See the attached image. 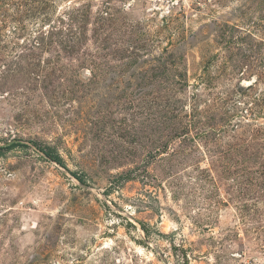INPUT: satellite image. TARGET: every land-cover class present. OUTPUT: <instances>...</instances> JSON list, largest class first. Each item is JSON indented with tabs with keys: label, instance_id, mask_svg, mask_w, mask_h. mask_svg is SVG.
Returning a JSON list of instances; mask_svg holds the SVG:
<instances>
[{
	"label": "rangeland",
	"instance_id": "obj_1",
	"mask_svg": "<svg viewBox=\"0 0 264 264\" xmlns=\"http://www.w3.org/2000/svg\"><path fill=\"white\" fill-rule=\"evenodd\" d=\"M0 264H264V0H0Z\"/></svg>",
	"mask_w": 264,
	"mask_h": 264
},
{
	"label": "trees",
	"instance_id": "obj_2",
	"mask_svg": "<svg viewBox=\"0 0 264 264\" xmlns=\"http://www.w3.org/2000/svg\"><path fill=\"white\" fill-rule=\"evenodd\" d=\"M17 145H19V143L12 142V143H10V144H7L5 148H13V147H16ZM36 145L39 146L38 143H36ZM39 147H40V146H39ZM44 151H45L46 155H47L48 157H50L52 160L56 161V162L59 163L60 165H63V166L65 165V162H64L63 158H62L59 154L55 153V152H54L53 150H51V149H46V150L44 149ZM74 175H75L79 180L83 181V177H82L81 175H79L78 173H74Z\"/></svg>",
	"mask_w": 264,
	"mask_h": 264
}]
</instances>
